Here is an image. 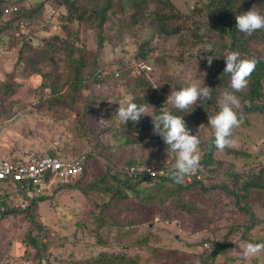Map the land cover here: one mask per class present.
I'll use <instances>...</instances> for the list:
<instances>
[{
    "label": "trees",
    "instance_id": "obj_1",
    "mask_svg": "<svg viewBox=\"0 0 264 264\" xmlns=\"http://www.w3.org/2000/svg\"><path fill=\"white\" fill-rule=\"evenodd\" d=\"M54 2L64 7L63 19L65 23L74 21L84 23L87 28L95 31L98 48L103 45L105 40L103 26L112 15L116 17H113V20L118 19L120 22L125 19L124 24L131 28H142L145 32L142 38L134 34L136 47L134 55L129 58V61L134 60L133 64H130L128 60H120L118 65L114 66L104 63L99 58L89 61L88 51L83 45H77L71 37L62 39L57 34L52 35L50 40L43 38L41 46L33 57L24 55V61L28 64V68L40 73L39 63L45 62L58 68L57 52L62 50L66 60L64 64H60V74L63 73L62 82L57 84L51 79L50 83L45 86L49 89L45 101L49 107H55V109L67 108L71 112L73 126L81 134H89L94 137L89 151H81L74 155L67 154L62 148L60 151L57 148V150L52 148L48 151L47 155L61 159L82 156L81 171L66 181L52 182L48 187L39 191L31 186L21 190L20 194L28 201L26 208H17L10 203L9 191L3 195L0 194L1 213L19 211L29 221L30 226L26 232L25 241L35 249L32 254L33 259L36 258L37 261L43 262L41 254L51 250L49 246L51 242H47V237L53 231L50 226H45L37 219L39 217L36 212L37 201L49 196L48 189L59 190L63 186L70 190H79V194L82 196L81 200L85 201L86 205L90 203V208L86 209L87 215L84 218H90L95 232H100L101 229L108 230L110 227L118 239L126 238L143 222V214L138 209L140 204L157 208L161 220L174 217L178 219V222H194L201 215L206 199L215 191L223 192L232 200L236 210L247 216L246 220L243 223L231 225L222 240H209V243H204L205 250L192 252V258L196 264H232L219 260V256L222 255L226 247L232 245L229 239L231 233H236L238 239H245L253 243L264 242V237L252 238V228L256 224L264 223V218L256 214L250 200L252 191L264 190V158L258 159L259 153L257 159L247 169L238 170L235 168L236 161L234 159L248 155L247 151L240 147L230 146L221 151L224 155L221 157L218 154L220 150H217L211 143L213 130L210 129L209 135L204 139L200 136L202 141L200 144L202 153L200 165L206 168L209 174H203L201 179L187 180L185 177L182 184H177L169 177V168L174 163L176 154L166 148L167 146L160 136L153 134L151 116H142L137 123L128 121L125 125L121 124L116 110L123 102L118 99L113 105L114 112L110 114V129L113 131L116 143L118 145L139 143L152 148L156 147L159 156L151 162L156 168H164V171L161 174L139 172L130 174V167L147 164L142 157L132 153L126 157L123 165L113 162L112 158L107 156L110 162L101 161L103 171L96 174L92 171L93 165L97 160H100V156L105 158L106 153L101 155L100 150L94 149L96 145H101V142L96 139L98 133L93 132L86 120L88 115L95 113V110L88 102L85 106L78 107L80 98L78 93L81 88L96 82L105 83L118 79L120 81L129 66L135 67L134 64L137 61H143L149 69L136 71L137 74L135 71L132 73V81L141 87L143 95L141 97L134 96L131 99L132 102L138 105L147 102L154 107V109H150L153 115H159L160 108L164 105L163 107L174 115L183 116L191 133L195 134L201 124H204L202 128H211L208 125V116L214 115L218 111L217 102L221 93L224 90H231L229 87L230 77L223 72L225 66L223 56L229 51H239L242 57L257 59L256 69L251 74L248 87L243 92L235 93L241 102L240 118L242 120L248 114L264 112V29L258 30L252 35H246L236 28L235 19L238 13L249 10L252 5L261 14H264V0H195L193 5L188 7L187 12L177 8L173 0H54ZM12 4H15L17 9L5 13L4 7ZM44 6V0L39 1L37 6L32 8H21L15 2L0 0V14L6 17L5 22L0 25V34L12 26L18 28L19 20H22L25 26L28 19L36 17L38 8ZM63 27L68 30L65 24ZM155 30L166 36H176L181 45H187L188 48L200 47L202 51L211 53L213 56L211 66L207 64V57L198 60L204 69L210 73L214 70L216 73L215 80L209 85V88H212L211 98L195 105L190 113L184 114L171 104H164L165 101L161 102L162 104L159 103L164 99V96L159 97L155 90L159 89L166 96L170 91L168 93L164 91L156 84L157 78L152 76L159 56L152 55L153 49L148 46V37ZM201 30H203L202 33ZM68 32L71 34L70 31ZM74 35L76 36V34ZM30 40L29 37L22 42L20 53H22L23 45H30ZM208 46H211L212 52L205 50ZM104 70L106 73H103ZM115 72H119L117 78L114 75ZM45 75L51 78V73ZM118 83L121 84V82ZM171 86L176 90L180 88L174 79L171 80ZM13 92L14 88L9 84L0 85V97H6ZM89 141H92L91 137ZM227 156L230 157L227 158ZM10 159L17 161L19 157L14 155ZM121 201L126 203L119 207ZM220 203H223V200ZM145 223L148 230L154 225L153 220ZM97 239L100 243H106L101 234ZM135 239L140 244H148L151 241V238L146 236ZM156 239L161 240L160 236ZM172 239L174 238L172 237ZM128 245L129 242L126 239L123 247ZM157 248L164 249L160 245ZM167 257L165 256V260H163L164 264H176ZM229 258L235 260L236 256H229ZM44 260L45 264H139L136 257L124 250H100L93 257H73L63 259L59 263H54L47 257ZM239 261L240 263L233 264H264L256 257L250 261L242 259Z\"/></svg>",
    "mask_w": 264,
    "mask_h": 264
},
{
    "label": "rangeland",
    "instance_id": "obj_2",
    "mask_svg": "<svg viewBox=\"0 0 264 264\" xmlns=\"http://www.w3.org/2000/svg\"><path fill=\"white\" fill-rule=\"evenodd\" d=\"M4 1L15 2L21 8H32L36 7L41 0ZM194 1L173 0L177 8L183 12H187ZM44 2L45 6L39 7L36 17L28 19L23 28L12 26L0 34V85L7 83L14 88L11 95L0 97V154L8 158H13L14 155L19 158H26L30 154L43 155L52 148L53 150L57 148L58 151L62 148L67 154L74 155L81 151H89L94 140L92 135H83L73 126L70 117L72 115L67 108L55 109V107H49L45 101L49 94V89L45 86L51 79L57 84L62 82L63 73L60 74V66L66 62L62 50L57 52L58 68L45 62L39 63L40 73L28 68L24 55L33 57L41 46L43 38L50 40L52 35L57 34L62 39L71 37L77 45H83L88 51L89 61L99 58L104 63L114 66L118 65L120 60H128L130 64H133L134 60L129 61V58L134 55L136 47L134 34L142 38L145 32L142 28H131L124 24L125 19L120 22L118 19L113 20L115 16L112 15L103 26L105 40L98 48L96 33L93 29L76 21L65 23L64 7L59 6L54 0H44ZM5 20L6 17L0 14V25ZM64 24L68 30L63 27ZM29 37L30 45H23L22 53H20L22 42ZM148 39V46L153 49L152 55L159 56L152 76L157 78L156 84L167 93L173 88L171 86L173 79L179 85L195 83L201 87L204 85L209 87L215 80V71L212 70L210 73L198 61L212 56L211 53L202 51L200 47L188 48L187 45H181L176 36H166L156 30L149 35ZM133 71L137 74V70L131 65L123 73L120 81L118 79L88 84L78 93L80 97L78 107L85 106L88 102L95 110V113L88 115L86 119L93 132L98 133L96 139L101 142V145L93 147L100 150L101 155L106 153L105 158L99 155L100 160L93 165L92 171L96 174L103 171L101 161L110 162V157L113 162L123 165L126 157L134 153L135 156L142 157L148 165L154 166L151 161L159 156L156 147L152 148L139 143L118 145L110 129V114L115 110L114 102L119 99L126 103L134 96L143 95L141 87L132 81ZM46 73H51V78L46 76ZM210 129L208 127L200 130L202 139L209 135ZM263 133L264 112L248 114L241 120L239 127L233 130L232 146L246 150L248 155L235 158V168L247 169L257 159L259 152L257 143H260ZM218 154L221 157L224 156L221 151ZM5 189L10 192V203L17 208H26L28 201L21 194L15 193L17 191L15 186H6ZM47 193L48 197L37 201L36 212L39 215L37 219L53 229L47 237L49 240L47 242H51L49 245L51 250L41 254L43 262L33 259L32 254L35 249L25 241L26 232L30 226L29 221L19 211L8 213L0 211V264H45V257L54 263H59L63 259L73 257H93L100 250H124L136 257L139 264H164L165 256H168L172 263L196 264L192 258V252L205 250L204 243H209V240H222L231 225L243 223L247 217L236 210L232 200L223 192L215 191L206 199L201 215L194 222H178V219L174 217L161 220L157 208L140 204L138 209L143 214V222L135 231L128 234V238L118 239L110 227L108 230L101 229L100 232L93 230L90 218H84L90 203L86 205L87 203L81 200L79 190H70L63 186L59 190L50 188ZM17 195H19L18 198H16ZM222 200L223 203H220ZM250 200L256 214L264 218V190L252 191ZM125 203L121 201L118 206H123ZM149 220L154 221L150 230L145 225V222ZM100 234L106 243L98 241L97 237ZM145 236L151 238L150 243L140 244L135 239ZM159 236L160 241L156 239ZM259 237H264V223L256 224L252 228V238ZM126 239L129 245L123 247ZM229 239L232 245L226 247L219 256V260L232 264L240 263V245L249 241L238 239L236 233H231ZM158 245L164 249H158ZM229 256H236V258L232 260ZM256 258L264 262V253Z\"/></svg>",
    "mask_w": 264,
    "mask_h": 264
},
{
    "label": "clouds",
    "instance_id": "obj_3",
    "mask_svg": "<svg viewBox=\"0 0 264 264\" xmlns=\"http://www.w3.org/2000/svg\"><path fill=\"white\" fill-rule=\"evenodd\" d=\"M235 19L236 28L246 35H252L254 32L264 29V14H261L254 5L249 10L238 13ZM202 32L203 30H201ZM205 50L212 52L211 46ZM223 58L225 60L223 72L230 77L229 87L231 90H224L221 93L217 102L218 111L214 115L208 116V125L213 130L211 143L220 151L234 143L231 139L233 130L241 123L239 115L241 102L235 93L243 92L248 87L251 74L257 65L256 58L242 57L239 51H229ZM212 61L213 56H208L207 64L209 66ZM211 90L212 88L206 85L201 87L195 83L181 84L179 90L171 89L164 104H171L184 114L190 113L198 102H206L211 98ZM163 106L160 108L159 115H153L150 109H154V107L147 102L138 105L129 100L119 104L116 114L119 122L123 125L128 121L137 123L144 115L151 116L153 134L160 136L167 146L166 148L176 154L175 161L169 168V177L175 183L182 184L186 176L194 174L200 167L202 155L200 144L202 141L199 133L204 124L199 125L197 132L192 134L183 116L174 115ZM240 249L241 259L250 261L264 253V242H246L240 245Z\"/></svg>",
    "mask_w": 264,
    "mask_h": 264
},
{
    "label": "built area",
    "instance_id": "obj_4",
    "mask_svg": "<svg viewBox=\"0 0 264 264\" xmlns=\"http://www.w3.org/2000/svg\"><path fill=\"white\" fill-rule=\"evenodd\" d=\"M17 6L15 4L4 7L5 13L15 11ZM19 27H24L22 20L18 21ZM137 71L149 69L148 65L143 61H137L135 64ZM106 73V70L103 71ZM115 77L119 76V72L114 73ZM112 84H116L112 82ZM156 95L164 96V99L159 103L166 101L167 96L160 92L159 89L155 90ZM162 104V103H161ZM259 150L258 159L264 158V133L257 143ZM82 168V156L74 158H58L47 154L34 155L30 154L26 158H19L17 161H13L8 157L0 154V194L6 193V186H15L16 194H20V191L24 188H35L36 191L42 188L48 187L55 181H66L70 177L78 174ZM164 168H156L153 165H140L132 166L129 168V173H149V174H161ZM203 174H209V171L200 165L199 169L191 175L186 176L187 180L201 179ZM19 195L16 196L18 198Z\"/></svg>",
    "mask_w": 264,
    "mask_h": 264
}]
</instances>
